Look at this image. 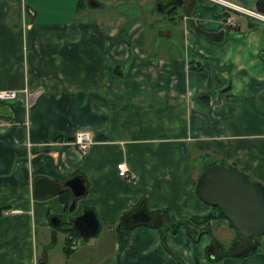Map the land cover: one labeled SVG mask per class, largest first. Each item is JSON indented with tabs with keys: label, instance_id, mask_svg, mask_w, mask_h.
<instances>
[{
	"label": "crops",
	"instance_id": "1",
	"mask_svg": "<svg viewBox=\"0 0 264 264\" xmlns=\"http://www.w3.org/2000/svg\"><path fill=\"white\" fill-rule=\"evenodd\" d=\"M161 1L0 0V90L16 93L0 101V264L50 258L80 209L93 211L98 234L102 225L110 234L111 255L101 261L175 264L159 228L213 212L195 193L207 167L236 169L264 190V23L206 0ZM223 1L264 16V0ZM133 5L142 19L129 13ZM78 134L89 139L84 153ZM118 163L130 180L118 177ZM74 178L85 194L67 219L74 197L65 184ZM39 179L62 191L36 197ZM138 211L152 226L123 228ZM210 228L197 243L181 228L167 246L184 264H264V243L244 257L208 260L214 231L231 248L240 241L227 220Z\"/></svg>",
	"mask_w": 264,
	"mask_h": 264
},
{
	"label": "water",
	"instance_id": "2",
	"mask_svg": "<svg viewBox=\"0 0 264 264\" xmlns=\"http://www.w3.org/2000/svg\"><path fill=\"white\" fill-rule=\"evenodd\" d=\"M91 7L97 6L91 2ZM72 196L73 202L69 210L75 205V200L85 194V187L81 178H74L65 184ZM61 186L53 181L39 179L35 183L34 195L38 198L60 194ZM197 197L206 205L217 208L224 216L234 231L242 239V245L231 252H222L215 241H212L214 252L220 257H234L254 246V238L264 236V194L260 187L251 181L240 171L233 168H225L212 165L205 169L195 185ZM56 219V223L53 220ZM52 218L53 227L60 225V219ZM150 217L143 211L125 219V224L134 226L148 224ZM72 226L78 238L89 239L97 235L100 225L90 209H84L82 215L74 218ZM207 234L211 235L210 229Z\"/></svg>",
	"mask_w": 264,
	"mask_h": 264
},
{
	"label": "rangeland",
	"instance_id": "3",
	"mask_svg": "<svg viewBox=\"0 0 264 264\" xmlns=\"http://www.w3.org/2000/svg\"><path fill=\"white\" fill-rule=\"evenodd\" d=\"M136 7H137L136 5H133L132 6L133 9H131L129 13H131V16L132 15L134 16L135 20L142 19V17H140V14H138V10ZM110 8L119 9V11L121 12H123L124 10L123 5H121L120 7H110ZM97 16L103 17L101 13H99ZM76 211L74 209L73 210L68 209V211L66 212V218L69 219L67 216H70V217L75 216ZM83 211L84 209L83 210L80 209L77 213L82 214ZM167 223L168 222H166L165 224ZM105 229H107L105 228V225H102V232L97 235H94V237H91L88 240H84L82 238L77 237L76 238L77 248L75 251H73V253H77V255L69 260L67 259V252L65 250L66 245H64L61 239L57 240L55 243L53 242L52 244H50V247L47 249L50 252V262L49 263L50 264H112V263H108L107 261H101L102 259H104V255L106 254L108 256L111 255V248H112V244H111L112 240H111V237L109 236L110 234L109 233L107 234L105 232ZM36 232H37L36 246L38 250L37 252L39 253L41 252L42 247L44 246L45 243L42 242V240H40L42 229L37 227ZM230 233H233V232H230ZM213 234L218 239L221 245V248L224 251H229L231 248L230 247L231 240H227V238L225 237H220V238L217 237L218 235H216L217 233L215 231ZM263 243H264V236L260 237V244H263ZM86 244L92 245V246L90 248H87ZM78 252L80 253L78 254Z\"/></svg>",
	"mask_w": 264,
	"mask_h": 264
},
{
	"label": "trees",
	"instance_id": "4",
	"mask_svg": "<svg viewBox=\"0 0 264 264\" xmlns=\"http://www.w3.org/2000/svg\"><path fill=\"white\" fill-rule=\"evenodd\" d=\"M254 185L258 186L257 184H254ZM258 187H260V186H258ZM261 189H262L263 194H264L263 188H261ZM62 195L65 196V197H63L62 202L66 205V207H68L67 205H68V203H69L70 200L65 195V193H62ZM212 209H213V212L210 215H208L206 217H203V218L192 217V218H190V219H188L186 221H176V220L169 219L168 220V223L165 224V226L163 225L164 228L163 227L162 228L157 227V228L160 229L159 232H160V238H161V246H162L163 250L167 253V255H170L174 259L175 264H184V263L167 246V243H166L167 235L168 234L175 235V234L178 233V231L181 228H184L186 230V232L188 234V237L191 240V242L197 243L199 241V239H201V237L203 235L207 234V230L208 229L211 230V228H210V222L212 220H217V219L226 220L224 218V216L219 212V210L217 208H212ZM135 226L136 225H134V226H128V225H124V223H122V227L123 228H133ZM142 226H152V225L147 224V225H142ZM229 226L232 228V226L230 224H229ZM63 231L66 232L67 235H68V237L70 238V239H67V241L65 243L67 245V246H65V250H66V252L68 254L69 253L68 245L71 244V240L72 239H75L76 238V234H75V231L73 229L72 223H70V222L64 224ZM237 236H238V238H240V236L238 234H237ZM239 240L240 241L237 242V243H235L232 246V248H230V250L227 251V252H231L234 249H236L237 247L241 246L242 245V239L240 238ZM253 240H254V246L248 248L247 250H245L243 252H240L239 254L235 255L233 258L244 257V256H247L249 254H252L253 252H255L258 249H260L261 246H262V244H260V238H254ZM217 244L220 247V251H223V249L221 248L220 244L218 242H217ZM206 253L208 255V256L207 255L206 256L209 258L208 260H210V259H211V261L212 260H214V261H220V260H222V258L220 256H218L214 252L213 247H212V244L206 250Z\"/></svg>",
	"mask_w": 264,
	"mask_h": 264
},
{
	"label": "built area",
	"instance_id": "5",
	"mask_svg": "<svg viewBox=\"0 0 264 264\" xmlns=\"http://www.w3.org/2000/svg\"><path fill=\"white\" fill-rule=\"evenodd\" d=\"M211 3H215L223 7L226 11L232 13H237L239 15H243L251 20H256L258 22L264 23V16L257 14L253 11H250L248 9H244L242 7H239L237 5L225 2L223 0H206ZM227 23L231 24L232 26H237V23L234 19V17H227ZM16 99V93L11 91H3L0 90V101H12ZM75 145L80 150V152H85L89 146V139L88 136L85 134H78L75 137ZM118 177L124 180H130L132 176L128 174V170L126 168V165L124 163H118L116 166Z\"/></svg>",
	"mask_w": 264,
	"mask_h": 264
},
{
	"label": "flooded vegetation",
	"instance_id": "6",
	"mask_svg": "<svg viewBox=\"0 0 264 264\" xmlns=\"http://www.w3.org/2000/svg\"><path fill=\"white\" fill-rule=\"evenodd\" d=\"M170 0H162L161 2H163V4H167L168 2H169ZM171 3H172V1H171ZM61 191H62V187H61ZM72 203V202H71ZM137 212H133V213H131L129 216H131L132 214H136ZM129 216H127V217H129ZM126 217V218H127ZM125 218V219H126ZM125 219H124V221L122 222V223H124V225H126L125 224ZM74 219H72L71 221H70V223H72V221H73ZM53 223H56V219H54L53 220ZM51 224V223H50ZM51 226H52V224H51ZM53 227V226H52ZM61 227V230H62V221L60 220V226H58L57 228H60ZM68 239H70L69 237H68ZM50 262V258L48 257V255H43V257L41 258V259H39V261H38V264H50L49 263Z\"/></svg>",
	"mask_w": 264,
	"mask_h": 264
}]
</instances>
